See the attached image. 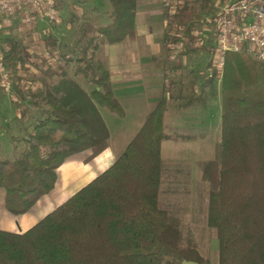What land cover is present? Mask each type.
<instances>
[{
    "label": "trees",
    "instance_id": "1",
    "mask_svg": "<svg viewBox=\"0 0 264 264\" xmlns=\"http://www.w3.org/2000/svg\"><path fill=\"white\" fill-rule=\"evenodd\" d=\"M107 2L108 21L96 22V36L76 46L66 60L73 64L70 73L62 67L33 91L19 86V76L10 78L21 107L16 122L33 121L23 129L20 155L0 159V204L12 214L24 213L53 187L66 157L90 149L89 159L107 146L98 106L122 114L108 71L94 54L104 42L134 37L137 0ZM201 14L186 0L175 18L187 34ZM43 37L51 42L50 35ZM0 43L7 45L3 65L15 71L19 42L9 37ZM209 67L213 82L217 71ZM220 79L219 140L200 175L208 185L206 224L215 229L216 264H264V65L244 50L226 51ZM164 138L163 106L157 103L108 167L26 230L0 229V264H211L160 206Z\"/></svg>",
    "mask_w": 264,
    "mask_h": 264
},
{
    "label": "crops",
    "instance_id": "2",
    "mask_svg": "<svg viewBox=\"0 0 264 264\" xmlns=\"http://www.w3.org/2000/svg\"><path fill=\"white\" fill-rule=\"evenodd\" d=\"M162 2L165 0H137L134 37L104 42L96 48L98 58L108 71V83L122 108L119 115L98 106L108 130L107 146L89 159L90 149L66 157L55 170L53 187L24 213L12 214L0 204V229L26 230L108 167L157 103L163 106L164 132L166 128L188 131L180 142L211 144L205 141L211 140L212 124L214 131L219 128L221 110V79L208 80L212 40L205 39L200 49L187 42L184 52L170 59L162 43ZM103 15L97 13L93 19L104 20ZM42 21L44 19L39 22ZM197 21V24H190L188 35L195 36V30L201 31L200 18ZM212 102L217 107L213 108ZM212 139L214 143L219 140L215 134Z\"/></svg>",
    "mask_w": 264,
    "mask_h": 264
},
{
    "label": "rangeland",
    "instance_id": "3",
    "mask_svg": "<svg viewBox=\"0 0 264 264\" xmlns=\"http://www.w3.org/2000/svg\"><path fill=\"white\" fill-rule=\"evenodd\" d=\"M54 1L60 11L61 20L58 24H52L47 20L39 22L41 21L39 20L29 32L19 25V21L0 28V40L11 37L19 42V58L15 71H10L9 76L10 78L19 76L18 83L23 90L38 89L41 87L42 78L52 81L62 67L70 73L73 64L71 61L67 63L66 60L73 59L76 46L84 45L87 43V38L96 36L94 31L96 22L106 21L108 17L106 13L110 9L107 0ZM172 1L162 2L163 17L160 22L163 27L162 43L166 48L175 31L173 23L176 16L171 17L167 12V7ZM187 1L195 11L206 15L223 0ZM206 7L211 8L212 11L207 12ZM96 9L97 12H105L104 20L92 18L96 15ZM47 34L51 36L50 43L44 40L43 36ZM91 46L90 43L87 45L89 58ZM97 55L95 52L94 56L98 57ZM212 107L217 105L212 102ZM20 109L11 88L2 89L0 91V159L16 158L26 147L21 136L25 132L23 130L25 127L31 129L33 121L25 118L23 124H18L14 116ZM214 128L215 125L212 124L211 140L205 141L206 143L210 141L211 144L205 146L192 144L189 140L180 142L188 131L165 129L167 139L161 144L162 169L159 193L160 206L167 211L170 221L179 227L185 239L193 240L197 244L200 253L207 256L211 264L217 262V239L215 229L206 224L208 185L200 178V171L204 162L213 156L212 137L215 134L219 138V128L216 131ZM3 192L4 190L0 188V202Z\"/></svg>",
    "mask_w": 264,
    "mask_h": 264
},
{
    "label": "built area",
    "instance_id": "4",
    "mask_svg": "<svg viewBox=\"0 0 264 264\" xmlns=\"http://www.w3.org/2000/svg\"><path fill=\"white\" fill-rule=\"evenodd\" d=\"M184 1L173 0L167 7L168 14L173 17ZM15 19L29 32L39 20L58 24L61 17L54 0H0V28L9 26ZM200 23L201 33L195 30L197 40L194 44L201 45L211 38L208 60L218 77L226 51L244 50L264 65V0H223L211 13L201 15ZM173 26L175 31L167 46L170 59L180 55L188 42L183 25L175 20ZM2 47L7 48V45L0 43V86L8 90L10 76L1 60Z\"/></svg>",
    "mask_w": 264,
    "mask_h": 264
},
{
    "label": "water",
    "instance_id": "5",
    "mask_svg": "<svg viewBox=\"0 0 264 264\" xmlns=\"http://www.w3.org/2000/svg\"><path fill=\"white\" fill-rule=\"evenodd\" d=\"M181 264H198V262L194 260H182Z\"/></svg>",
    "mask_w": 264,
    "mask_h": 264
}]
</instances>
